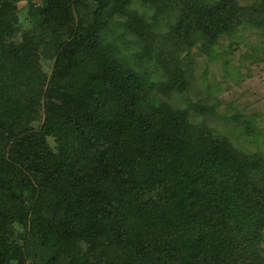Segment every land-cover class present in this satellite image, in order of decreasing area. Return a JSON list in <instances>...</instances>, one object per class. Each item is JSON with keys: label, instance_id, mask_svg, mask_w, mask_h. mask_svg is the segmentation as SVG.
Wrapping results in <instances>:
<instances>
[{"label": "trees", "instance_id": "1", "mask_svg": "<svg viewBox=\"0 0 264 264\" xmlns=\"http://www.w3.org/2000/svg\"><path fill=\"white\" fill-rule=\"evenodd\" d=\"M14 1L0 0V264H264L256 118L231 117L256 145L244 154L188 121L216 104L156 97L185 90V49L215 62L222 33H264V0H27L34 26Z\"/></svg>", "mask_w": 264, "mask_h": 264}, {"label": "rangeland", "instance_id": "2", "mask_svg": "<svg viewBox=\"0 0 264 264\" xmlns=\"http://www.w3.org/2000/svg\"><path fill=\"white\" fill-rule=\"evenodd\" d=\"M32 2L39 4L41 0ZM136 3L138 8L135 7ZM239 3L251 4V0H240ZM14 6V13L32 24V19L28 15L27 0H16ZM132 8H136L139 12L146 10V14H150V10L137 1ZM145 19L150 20L149 17ZM159 23L164 30L166 26L163 20L159 19ZM124 38L126 42L131 41L135 44L133 35L124 33L123 40ZM215 53L217 59L211 62L207 56L200 53L198 42L190 49H185L180 55L181 62L186 63L185 67L188 70L185 90L181 93L171 90L167 95L159 92L156 97L179 109H189L187 100L196 103L199 101L206 105L216 104L217 114L212 116L189 109L190 124L207 125L212 137L217 134L221 139H228L239 152L244 154L255 152L257 150L255 143L244 133L240 123L231 121V117L233 114L238 118L252 115L256 118V125L264 132V33L244 28L236 34L234 41L227 34L222 33L218 38ZM226 65L230 69L233 68L231 80L223 71ZM151 75L157 76L153 71ZM206 76L213 81V84L219 85L220 91L217 94L209 92L207 83L203 80ZM153 197L156 196L153 195ZM0 221L2 222L0 225L3 224L4 221L2 219ZM10 227L13 229L12 225ZM14 233L21 240L23 232L19 226L14 229ZM262 247L264 248V239Z\"/></svg>", "mask_w": 264, "mask_h": 264}]
</instances>
